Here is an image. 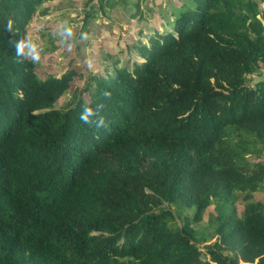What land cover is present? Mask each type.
Masks as SVG:
<instances>
[{"label":"trees","instance_id":"16d2710c","mask_svg":"<svg viewBox=\"0 0 264 264\" xmlns=\"http://www.w3.org/2000/svg\"><path fill=\"white\" fill-rule=\"evenodd\" d=\"M44 1L0 0V264H264V163L247 156L264 146L259 2L167 6L132 68L92 74L60 108L76 71L42 77L10 45ZM116 2L87 0L78 33ZM97 103L107 129L79 119ZM212 204L203 250L192 223Z\"/></svg>","mask_w":264,"mask_h":264},{"label":"rangeland","instance_id":"374dc122","mask_svg":"<svg viewBox=\"0 0 264 264\" xmlns=\"http://www.w3.org/2000/svg\"><path fill=\"white\" fill-rule=\"evenodd\" d=\"M183 1L185 0H117L114 6H106V13L97 11L85 30L89 39L74 43L69 49L53 38L52 32L57 24L68 21L76 25L78 33L83 24L87 0H45L33 15L25 32L37 38L44 50L42 61L35 69L42 77L62 75L69 70L77 73L71 88L56 106L66 107L74 96L81 93L92 74H104L106 70H113L117 64H126L132 68V62L138 59L136 51L130 52L132 45L141 43L142 40L147 42L149 34L154 31L151 29L168 30L170 26H163L164 18L169 14L166 7L170 6L169 10L176 9ZM257 1L262 11L260 16L264 19V0ZM263 78L264 65L248 77V82L253 85ZM249 147L248 159L264 163V146L253 140ZM254 198L264 204V181L254 192ZM244 204V193H236L231 205L240 213ZM189 213L191 216L193 212ZM217 215L218 209L212 204L202 220L192 223L200 241L199 246L203 250L214 241Z\"/></svg>","mask_w":264,"mask_h":264},{"label":"clouds","instance_id":"9594fccd","mask_svg":"<svg viewBox=\"0 0 264 264\" xmlns=\"http://www.w3.org/2000/svg\"><path fill=\"white\" fill-rule=\"evenodd\" d=\"M6 30L13 32V22L11 20L8 21ZM52 36L69 49L74 46V43H82L89 39L87 32L77 33L76 25L68 21L57 24ZM10 45L15 49V58L18 63L30 62L33 65H38L42 61L44 50L38 39L32 34H25L18 40L10 41ZM89 67L91 68V64H89ZM102 96L107 100L111 98L112 93L105 90ZM105 107L104 103H97L95 107L85 105L79 113L80 121L96 130L107 129L108 122L102 114Z\"/></svg>","mask_w":264,"mask_h":264}]
</instances>
